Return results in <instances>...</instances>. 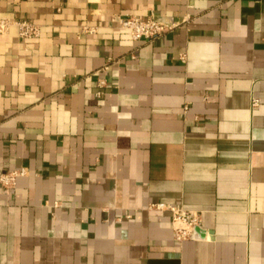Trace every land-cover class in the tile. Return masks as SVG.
I'll return each instance as SVG.
<instances>
[{
    "label": "crops",
    "instance_id": "1",
    "mask_svg": "<svg viewBox=\"0 0 264 264\" xmlns=\"http://www.w3.org/2000/svg\"><path fill=\"white\" fill-rule=\"evenodd\" d=\"M124 14L176 26L135 41L110 22ZM0 15L40 30L0 34V172L26 169L0 185V264H264V0H0ZM155 202L200 225L176 241Z\"/></svg>",
    "mask_w": 264,
    "mask_h": 264
},
{
    "label": "built area",
    "instance_id": "2",
    "mask_svg": "<svg viewBox=\"0 0 264 264\" xmlns=\"http://www.w3.org/2000/svg\"><path fill=\"white\" fill-rule=\"evenodd\" d=\"M110 22L119 29H126L130 37L137 40L154 39L170 30L176 24L166 23L157 20L152 14L147 17H141L132 14L114 15L110 17ZM11 27L17 29V33L22 38H37L40 34L39 27L25 19H12L4 15H0V34L7 32ZM84 32L95 31L94 27H83ZM99 85H104L103 81ZM100 94V92H97ZM257 104V99L252 100V105ZM187 107H184L186 111ZM26 175L25 168H17L9 171L0 172V185L10 189L16 185L18 177ZM149 209L163 210L170 213V221L173 237L176 241L182 242L189 239L195 227L200 225L201 213L197 210L185 209L181 205H172L163 202L150 203Z\"/></svg>",
    "mask_w": 264,
    "mask_h": 264
}]
</instances>
